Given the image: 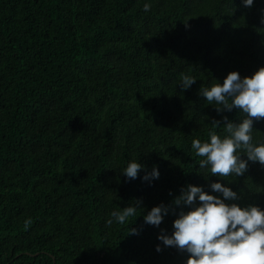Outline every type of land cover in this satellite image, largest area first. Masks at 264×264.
Returning <instances> with one entry per match:
<instances>
[{
  "label": "trees",
  "instance_id": "1",
  "mask_svg": "<svg viewBox=\"0 0 264 264\" xmlns=\"http://www.w3.org/2000/svg\"><path fill=\"white\" fill-rule=\"evenodd\" d=\"M260 67L264 0H0V264H185L158 236L199 206L173 203L188 185L223 199L219 182L238 196L226 203L264 210V165L220 177L191 147L245 118L200 89ZM252 137L264 143V119ZM137 201L130 224L111 216ZM161 204V224L146 223Z\"/></svg>",
  "mask_w": 264,
  "mask_h": 264
},
{
  "label": "clouds",
  "instance_id": "2",
  "mask_svg": "<svg viewBox=\"0 0 264 264\" xmlns=\"http://www.w3.org/2000/svg\"><path fill=\"white\" fill-rule=\"evenodd\" d=\"M246 7L253 5V0H243ZM151 5L145 4L144 11H149ZM182 90H187L196 82L190 75H182ZM200 95L206 98L208 104L218 105V113L233 108L245 114L239 124H233L224 117V131L221 137L210 130L208 139H193L191 147L202 159L199 167H208L210 174L229 177L242 176L248 168V161L264 165V143H253V120L264 119V67H260L250 77L241 78L236 71L230 72L222 84L215 83L210 88H201ZM219 121H213V128H218ZM244 153L247 160H242ZM142 165L136 160L130 161L123 171L129 179H136ZM150 176L158 178V171L153 168L150 174L142 179L147 181ZM211 190L220 196L205 193L201 187L188 185L181 189V195L173 201L175 205H194L198 197L199 206L192 210L181 211L173 221L174 231L171 236L161 234L158 239L163 245L177 248L188 253L185 264H264V210L257 206L240 207L235 201L238 196L229 187L219 182L210 185ZM140 201L119 211H113L111 216L121 225L129 223L130 217L138 216ZM168 208L161 204L153 207L144 217L146 223L160 225L162 215ZM113 221L109 220L111 224ZM32 223L25 221L24 227ZM137 234L136 229L129 230ZM163 232V230H161ZM160 251L159 246L156 249Z\"/></svg>",
  "mask_w": 264,
  "mask_h": 264
}]
</instances>
